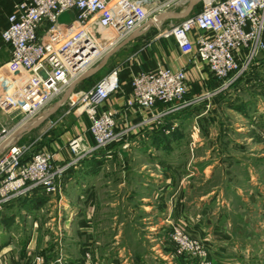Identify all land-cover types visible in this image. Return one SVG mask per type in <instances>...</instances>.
Here are the masks:
<instances>
[{
  "label": "rangeland",
  "instance_id": "rangeland-1",
  "mask_svg": "<svg viewBox=\"0 0 264 264\" xmlns=\"http://www.w3.org/2000/svg\"><path fill=\"white\" fill-rule=\"evenodd\" d=\"M176 1L175 3L179 4L184 0ZM182 20H174L171 26ZM168 30L170 29L153 31L144 44L150 45L152 40H160L159 37L172 38L164 36L168 34ZM133 51L134 49H131L129 53L132 54ZM261 53L264 52L257 53L252 64ZM121 56L117 63L121 62L124 55ZM9 57L5 64H0V131L5 132L24 121L26 115L16 108V104L20 105L19 100L23 99L20 97L21 94L36 81L33 75L25 73L19 66L12 64L11 54ZM110 63L112 64V61ZM110 63L105 64L101 71L74 89L72 98L67 99L40 127L15 141V145L24 150L21 166L26 167L27 163L24 159L34 154H49L53 157L51 169L58 173L59 166L54 164L52 151L55 145L51 147V143L54 136L59 138L64 136L65 132L70 133V126L69 129L68 127L63 129L64 126L60 124L59 120L62 118L69 124L79 119L85 124V135L89 142L84 138L80 141L78 137H74L64 144L66 151L73 158L75 153L70 149L72 140H78L82 144V149L94 144L92 124L85 113L78 112L83 105H73L76 102V95L88 94L98 81L116 72V70L109 71ZM248 74L249 72L244 73L242 79L225 90L221 89L222 83L214 79L216 83L214 82L208 89L196 90L191 96L187 94L185 99L194 102L186 108L180 118L170 119L172 113H167L169 106L156 107L155 109L159 108L161 116L152 125H155L159 132L151 131L153 134L149 135L151 138L148 148L135 146L134 142L127 145L123 143L124 139L129 142L137 135L129 126L118 129L119 114L105 106V103L116 93L106 100L99 112L108 110L115 112L112 129L117 137L109 148L97 152V155L104 156L102 158L104 164L102 162L103 166L99 169L100 207L94 212L95 219L93 216L90 220L93 224L89 228H83L81 232H84V236L81 241L75 240L76 237L71 240L73 244L80 242V246L85 245L81 250L82 264H88L89 261L95 264L92 253L94 249L102 248L101 246L105 249L100 251L107 253L109 250L120 255L119 260L125 262L124 264H159L154 259L156 256L163 261V264H215V259L210 256V251L215 249V242H211L203 233L208 215L204 217L199 206L201 203H207L210 198L214 204L209 210L210 214H220L221 209L226 207L227 213L224 216L234 222L236 219L244 221L242 236L244 233L252 237L249 240L230 242V249L243 241V248L248 253L243 264H264V82L259 81L256 83L258 88L249 91L242 89L245 84L243 81ZM261 74L264 75V69ZM245 85L250 86L248 83ZM62 97L52 99L44 110L52 109ZM127 100L128 98L125 101V109L149 112V116L141 120V123H147L146 126L151 125L148 124V120L158 114L152 113L155 109L150 111L127 109ZM256 103H259L261 110H256L258 109ZM41 112L35 116L40 115ZM44 129L47 132L43 133L41 141L32 139ZM49 135L52 142L50 138L47 139ZM14 139L9 137L3 144L0 143L1 151L13 145ZM120 142L122 144H118ZM109 154L122 156L106 159L105 156ZM10 162H12L11 158L8 163ZM138 175L153 177L160 175L165 180L163 186L167 191L173 187L170 192L165 191L161 199L164 206L168 201L174 202L172 205L174 208L179 206L182 213L179 218H171L175 209H170V212L166 208L163 209V213L160 214H164V217L159 215L160 219L149 214L153 211L151 203L154 202L152 200L154 190H151V185L146 184ZM58 176L54 182L58 186L57 193L41 197L50 196L47 200L54 202L60 200L63 196V181ZM4 178L6 180V177ZM147 185L151 193L144 188ZM178 186L183 188L177 195L175 190ZM27 198L30 196L12 199L0 208V251L6 247L9 249L0 256V264H40L41 262L45 264L42 255H34L31 258L29 253L26 255V245L35 218L31 209L22 207V204H27ZM147 205L150 208H146ZM93 228L96 239L92 236ZM71 229L74 231L76 227ZM246 229L250 232L247 233ZM87 233L92 237L90 242L87 241L85 235ZM52 241L54 247L51 251L56 249L59 258L54 262L61 264L62 243L58 237ZM232 249L228 254L229 257L234 256ZM24 255L25 259H21ZM119 264H122L121 261Z\"/></svg>",
  "mask_w": 264,
  "mask_h": 264
},
{
  "label": "built area",
  "instance_id": "built-area-1",
  "mask_svg": "<svg viewBox=\"0 0 264 264\" xmlns=\"http://www.w3.org/2000/svg\"><path fill=\"white\" fill-rule=\"evenodd\" d=\"M208 1L202 2L195 15L171 26L164 36L172 37L182 54H192L193 59L204 64L210 76L221 82V89L225 90L252 69L257 53L264 52V0ZM169 6V2L159 4L157 0L16 1L0 40L8 46L12 64L36 80L21 94L20 105L16 104L26 115L22 122H29L43 111L52 99L66 90L70 81L80 78L85 70L100 62L108 49L121 44L133 33L141 32L152 17ZM63 14L68 19L59 22ZM111 76H105L74 103L73 106L83 105L78 112L89 118L94 144L82 149L78 140H72L70 149L75 153L74 161L59 167L58 173L51 169L53 157L49 154L38 153L25 158V167L20 163L24 150L15 142L0 152V208L21 196L54 195L58 175L59 179L63 178L71 165L115 142L117 136L112 129L115 112H99L106 100L120 90L117 78L109 82ZM131 84L127 109L150 111L166 105L170 107L167 111L170 114L194 102L185 99L189 85L184 70L157 67L138 73ZM160 116L158 113L148 124H153ZM15 126L8 132L0 131L1 144L9 137L16 139ZM81 150L84 152H79ZM10 158L12 162L8 163Z\"/></svg>",
  "mask_w": 264,
  "mask_h": 264
},
{
  "label": "crops",
  "instance_id": "crops-1",
  "mask_svg": "<svg viewBox=\"0 0 264 264\" xmlns=\"http://www.w3.org/2000/svg\"><path fill=\"white\" fill-rule=\"evenodd\" d=\"M16 1L18 0H0V36L6 26V20L9 13L11 12V8ZM192 1H197V4L195 5V7H193L188 17L196 14V12L201 7L202 0H184L179 4L175 3L177 2L176 0H157V3L159 4L169 2V8L163 10V13L157 14L152 17L151 20L145 24L138 37L111 54L107 61V63H110V61H112V64L110 63L109 65V71L111 72L112 70H116V72H118L117 77L120 90L105 103V106L109 109L117 111V114H119L117 117L118 129L121 127L123 128L129 126L130 129L133 130V133L137 135L134 140H131L129 142H126V140L124 139L123 143H125V145L134 142L135 146L137 145L148 148L151 138L149 137V135L153 134L151 133V131H155V133L159 132V129H157L155 125L151 124L146 126L141 124V120L147 118L149 116V112L136 110L131 111L126 110L124 107L125 101L130 94V82L132 78L135 77L138 73L153 70L157 67H165L172 71L184 70L189 85L188 96H191L193 93H195L196 90L199 91L208 89L215 82L214 79H212V77L210 76L204 64L198 62L196 59H193L192 54L184 55L179 51L173 38L167 39L164 37H159L160 40H152L150 42V45L149 43L144 44L145 41L151 36L153 31H157L159 29L165 30L167 28H170L174 20L183 18L177 17L173 19H166L164 21H158L157 23H153L152 21L164 14L181 15L182 13L186 12L189 7V3H191ZM189 37L190 39H193L192 34H190ZM131 49H134L132 54L129 53V50ZM147 49L151 51L156 50V52H149V50L147 51ZM122 54L124 56L123 58H121V62L117 63V61L120 59L119 57H122ZM9 56L10 54L8 46L2 44L0 40V64H5L9 60ZM239 57L242 59V54L239 55ZM102 69L103 68H101L99 71H101ZM262 69H264V53H261L255 60V62H253L252 69L249 70V74L243 81L245 84H250V86L246 87V85L244 84V86H242V89L249 91V89L258 88L256 83H258L259 81L264 82L262 81L264 80V75L261 74ZM84 81L79 82L74 87V89H76L79 85H83ZM66 93L64 95H66ZM56 103L53 105V107L56 105ZM256 104L258 108L256 110L258 111L260 109V107L258 106L259 103ZM52 110L53 108L49 110L45 109L41 112V114L43 113L42 115L40 114L34 116L29 122L22 124L19 130L25 127H29L31 123H37V121H44L49 119V117H51L49 113ZM185 110L186 109H181L179 111H176L175 113H172L170 119L180 118ZM159 111V108H157L152 113H159ZM63 115H65V113H63ZM65 120L66 119L63 120V118L59 120L60 124L64 126L63 129H67V127L70 126V129L68 127L70 133L65 132L66 134L59 138H55L54 136L53 143H51V147L53 145L56 146V148L55 146L52 147V151L54 152V164L59 167L68 165L74 161L73 156H71L70 153L65 149L64 144H66V142L70 141L74 137H78L80 141L86 139L87 142H89L85 135V124L81 119L70 124ZM40 125L38 127H40ZM38 127L32 129L31 131L22 133L21 135H18V137L16 136V139H14L13 142H17L18 139H22L25 135L35 131ZM43 131L32 139L41 141V136H43L47 132V130L45 131L44 129ZM33 136L35 135L33 134ZM47 139L51 141L52 138L49 135ZM118 144H122V142ZM121 156L122 155L118 154L117 156L109 154L105 156V158L113 159ZM102 158H104V156L101 157L100 155L93 154L90 156H86L81 161L75 163L74 165H71L63 175V196L60 197V200L58 202H54L51 200L48 201L47 199L50 196L44 197V199H46L44 204L41 207H34L33 200L38 197L35 196L27 198L26 202L28 205L26 203L22 204V207H24V209H31L32 216H35L33 222V230L30 237L28 238V242L26 245V255L27 253H29L30 258L34 255H42L45 259V264H55L54 261L59 258L57 256L56 249L54 251H51V248L54 247V241L52 240H55L58 237L63 247L62 257L60 258L61 264H82L81 258L83 256V252H81V250L85 245H81V247L80 242H76L73 244L71 240L75 239V237V240H82L84 232L81 231L84 230L83 228H89V226L93 224V222H91L90 220L93 216L95 219L94 212L97 211L100 207V187L98 186V176L100 175L99 169L104 164ZM107 163L108 161L105 162L104 166H106ZM138 177L140 179H144L146 184L151 185V190H154L152 196V200H154V202L152 201L151 203L153 211L149 212V214H152L155 217H158L160 215L163 218L164 214H160L163 209H168V212H170V209H175V211L171 214V218H179V215L182 214L180 212L179 206L177 205V207L175 206V208L174 206L172 207V205H174L173 201H168L167 205L164 206L163 200L161 199L165 191H167L165 186H163L165 180L162 179L160 175H154V177L147 175H138ZM144 188L151 193L148 185L144 186ZM172 188L173 187H171L167 192H170ZM182 188L183 187L178 186L177 190H175V193H177L178 195ZM210 200L211 198L207 201V203H205L206 205L202 203L199 205L204 217L208 215L205 221V229L203 233H205L206 237L209 238L211 242H215V249H212V251H210V256L215 259V264H243L244 258H247L248 255V253H246L243 248V241L240 244L234 246L233 249L231 248L234 251V256L232 255L233 257H229L228 254L231 251L230 242L249 240L250 238H252L250 234L249 237L244 235V233V237L242 236L244 221H242L241 219H236L237 221L235 220L234 222L230 218L227 219V216H224L227 213L226 207L225 209H223L224 207L221 209L220 214H210L209 210L214 205ZM168 204H171V206ZM146 208H150L149 205H147ZM128 209L131 210V208ZM72 227H76V230L73 231L71 229ZM234 232L236 233L234 234ZM246 232L249 233V229H246ZM85 235H87L88 242L92 241V237L88 236V233ZM92 236L93 239L96 237L94 228ZM101 247L102 248L94 249L93 253L91 252L93 259L95 260V264H119V261H121L122 264L125 263L122 262V260H119V258H121L120 255H118L117 253H112L109 250L107 251V253H105V251H100L101 249H105L103 246ZM6 248L0 251V256L4 254V252H7V250H9ZM24 257L25 255L21 259H25ZM154 259H156L159 264H163V261L157 256Z\"/></svg>",
  "mask_w": 264,
  "mask_h": 264
},
{
  "label": "water",
  "instance_id": "water-1",
  "mask_svg": "<svg viewBox=\"0 0 264 264\" xmlns=\"http://www.w3.org/2000/svg\"><path fill=\"white\" fill-rule=\"evenodd\" d=\"M197 4V1L195 2H191L189 3V7L188 9L186 10V12L182 13L181 15H173V14H166V15H161L159 17H157L156 20L152 21L153 23H157L158 21H164L166 19H173V18H187L189 13L191 12V10L193 9V7H195V5ZM67 15L66 14H63L59 17V22H63L65 20H67ZM152 24V23H151ZM140 35V32H137V33H134L132 34L131 36H129L125 41H123L115 50L114 52H116L117 50H119L120 48L124 47L125 45H127L129 42H131L133 39H135L136 37H138ZM113 52V53H114ZM105 65V64H104ZM104 66L102 67H99V68H96L90 72H88L87 74L83 75L79 80L78 82H82L86 79H88L89 77L95 75L101 68H103ZM74 87H72L67 93L66 95L63 96V98L60 99L59 102L56 103V105L53 107V110L49 113V115L53 114L65 101H67L68 97L72 94V91H73ZM48 115V117H49ZM47 119V118H45ZM45 121V120H44ZM44 121L40 122L37 124V126H35L34 128L38 127L40 124H42ZM32 128V129H34ZM31 129V130H32ZM29 130V131H31ZM21 135V134H20Z\"/></svg>",
  "mask_w": 264,
  "mask_h": 264
},
{
  "label": "bare ground",
  "instance_id": "bare-ground-1",
  "mask_svg": "<svg viewBox=\"0 0 264 264\" xmlns=\"http://www.w3.org/2000/svg\"><path fill=\"white\" fill-rule=\"evenodd\" d=\"M203 2L204 1H208V0H202ZM192 2H194V1H192ZM209 2V1H208ZM164 11H161V13H163ZM158 14H160V13H158ZM164 15H166V14H164ZM157 19V18H156ZM155 19V20H156ZM137 33V32H136ZM134 34V33H133ZM120 45V44H119ZM118 44L117 45H115V46H113V47H111L110 49H108L104 54H103V57H102V59H101V61L100 62H97L94 66H91L89 69H87V70H85L84 71V73L85 74H87L88 72H90V71H92V70H94V69H96V68H99V67H102V66H104V64H106V62H107V60H108V57H109V55L110 54H113V52H114V50L119 46ZM115 73V74H114ZM84 74V75H85ZM112 75V76H111ZM110 76L111 77H109V82L110 83H113L114 81H115V79L117 78V75H116V72L114 71V72H112V74H111ZM83 76V75H82ZM81 76V77H82ZM80 77V76H79ZM80 77V78H81ZM77 78V79H76ZM75 79H73L72 81H70L69 83H68V86H67V88H66V90L65 91H63L62 93H60V94H58V96H56V98L57 97H61V96H63L67 91H69L72 87H75L79 82H78V80L80 79V78H78V77H76ZM134 78V77H133ZM132 78V79H133ZM117 80H118V78H117ZM139 87H141L140 85H139ZM132 84H131V82H130V93H132ZM82 96H84L82 93H79L78 95H76V102H78L77 100H79ZM70 98H72V95H70L69 97H68V99H70ZM43 120H41V121H37V123H31V125L29 126V127H25V128H23V129H20L19 130V128L21 127V125L22 124H24L25 122H22L20 125H16L15 127L17 128L15 131H14V136H18V135H20V134H22V133H24V132H26V131H29V130H31L32 128H34L35 126H37V124L38 123H40V122H42ZM102 137V136H101ZM1 147L2 146H0V151H1Z\"/></svg>",
  "mask_w": 264,
  "mask_h": 264
},
{
  "label": "trees",
  "instance_id": "trees-1",
  "mask_svg": "<svg viewBox=\"0 0 264 264\" xmlns=\"http://www.w3.org/2000/svg\"><path fill=\"white\" fill-rule=\"evenodd\" d=\"M33 201H34V207H41L46 201V199H44V197H41V195H38V197L34 199Z\"/></svg>",
  "mask_w": 264,
  "mask_h": 264
}]
</instances>
